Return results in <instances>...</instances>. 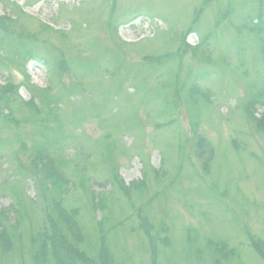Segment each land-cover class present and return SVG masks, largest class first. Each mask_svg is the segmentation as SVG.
I'll use <instances>...</instances> for the list:
<instances>
[{
	"label": "rangeland",
	"instance_id": "374dc122",
	"mask_svg": "<svg viewBox=\"0 0 264 264\" xmlns=\"http://www.w3.org/2000/svg\"><path fill=\"white\" fill-rule=\"evenodd\" d=\"M0 28V264H62L57 211L97 264H264V0H0Z\"/></svg>",
	"mask_w": 264,
	"mask_h": 264
},
{
	"label": "trees",
	"instance_id": "16d2710c",
	"mask_svg": "<svg viewBox=\"0 0 264 264\" xmlns=\"http://www.w3.org/2000/svg\"><path fill=\"white\" fill-rule=\"evenodd\" d=\"M1 27L4 30V26H1ZM2 29L0 28V32L3 33L4 31ZM32 104H33V101L31 102V105ZM56 119H57L56 114L53 113L52 111H50V112L46 113L45 117L43 116L42 121L44 120L46 123L49 122V124H51V122L56 121ZM42 154H44L45 156L44 155L42 156ZM42 154H39L37 156L36 169L37 170H45L47 172V173L45 172L46 177L48 176V177L52 178L53 175L56 176L57 173L54 172L55 168L53 166L52 161L49 159L47 152L46 153L43 152ZM46 164L47 165L49 164L53 168V170L49 167V165L47 167ZM47 168L50 170H47ZM48 173L52 177L49 176ZM57 212L59 213L58 215H60V217L63 216L64 219H63V222H61V221L56 222V220L52 221L53 228L50 231H48V233H50V234L46 233L48 236H45L46 241L43 243L44 244V247H43L44 251L47 250V249H45L46 244L48 245V243H49L50 246L49 245L48 246L51 248V244H52V247H53L55 253L59 254V257L61 258L62 264H97L95 261L88 258L84 253L79 252V250L74 248L72 244L68 243V241L66 240L62 231L60 229H58L59 228L58 225H61V224L64 225L65 224V226L68 229V231L70 232L71 236L74 237L77 241H81L80 231L77 229L76 223L72 219V216H76V213L70 212L68 215H66L67 213H65V212H62V211H57ZM96 225L99 227H102V222H98V223H96ZM98 232H101V229H99ZM0 237L3 239L2 236H0ZM47 241H49V242H47ZM258 251H259L258 253H261V255L263 254L260 249H258ZM104 253L106 254V252H104ZM105 261L106 262L109 261L108 258L105 259Z\"/></svg>",
	"mask_w": 264,
	"mask_h": 264
}]
</instances>
